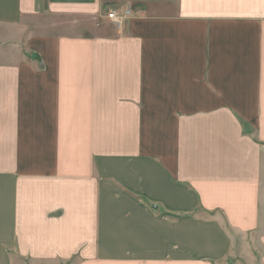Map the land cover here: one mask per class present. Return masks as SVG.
<instances>
[{
    "label": "crops",
    "instance_id": "crops-1",
    "mask_svg": "<svg viewBox=\"0 0 264 264\" xmlns=\"http://www.w3.org/2000/svg\"><path fill=\"white\" fill-rule=\"evenodd\" d=\"M0 264H264V0H0Z\"/></svg>",
    "mask_w": 264,
    "mask_h": 264
},
{
    "label": "built area",
    "instance_id": "built-area-1",
    "mask_svg": "<svg viewBox=\"0 0 264 264\" xmlns=\"http://www.w3.org/2000/svg\"><path fill=\"white\" fill-rule=\"evenodd\" d=\"M131 14V9H127L123 12L113 9L108 13V18L112 21L118 28H122L125 19Z\"/></svg>",
    "mask_w": 264,
    "mask_h": 264
},
{
    "label": "rangeland",
    "instance_id": "rangeland-1",
    "mask_svg": "<svg viewBox=\"0 0 264 264\" xmlns=\"http://www.w3.org/2000/svg\"><path fill=\"white\" fill-rule=\"evenodd\" d=\"M235 258L237 259L238 256H233L232 259H229V261L234 262V261L236 260ZM253 258H255L256 261H259V260H260V256H259V255H256V256H254ZM241 259H242V257H241ZM241 259H240V260H241Z\"/></svg>",
    "mask_w": 264,
    "mask_h": 264
}]
</instances>
